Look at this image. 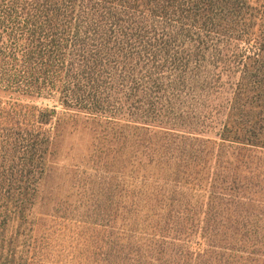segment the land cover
Listing matches in <instances>:
<instances>
[{"label":"trees","instance_id":"trees-1","mask_svg":"<svg viewBox=\"0 0 264 264\" xmlns=\"http://www.w3.org/2000/svg\"><path fill=\"white\" fill-rule=\"evenodd\" d=\"M0 264H264V0H0Z\"/></svg>","mask_w":264,"mask_h":264},{"label":"rangeland","instance_id":"rangeland-1","mask_svg":"<svg viewBox=\"0 0 264 264\" xmlns=\"http://www.w3.org/2000/svg\"><path fill=\"white\" fill-rule=\"evenodd\" d=\"M35 104L40 108H51L56 106L54 100L41 99L35 101ZM60 110V109H58ZM48 174L44 187V203L50 205L56 198L66 193L71 189V184L74 178L85 177L81 174V170H104V142L95 140L94 136L88 130H83L79 127L76 132H69L67 126L61 131L59 139L55 144V154L50 161ZM86 173L88 176L90 171ZM83 173V172H82ZM88 187L95 186L94 178L88 179ZM77 180V179H76ZM48 206L44 207L43 212H47ZM32 238H44V241L61 240L67 241L64 248L71 246V252H77L75 244H70L72 240L79 237L75 235H59V234H33ZM47 239V240H46ZM69 252V251H68Z\"/></svg>","mask_w":264,"mask_h":264}]
</instances>
